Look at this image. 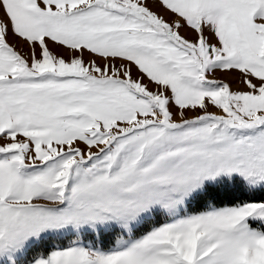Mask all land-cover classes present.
Here are the masks:
<instances>
[{
    "label": "snow or ice",
    "instance_id": "6c2138e0",
    "mask_svg": "<svg viewBox=\"0 0 264 264\" xmlns=\"http://www.w3.org/2000/svg\"><path fill=\"white\" fill-rule=\"evenodd\" d=\"M0 264H264V0H0Z\"/></svg>",
    "mask_w": 264,
    "mask_h": 264
},
{
    "label": "rangeland",
    "instance_id": "374dc122",
    "mask_svg": "<svg viewBox=\"0 0 264 264\" xmlns=\"http://www.w3.org/2000/svg\"><path fill=\"white\" fill-rule=\"evenodd\" d=\"M233 87L235 88V87H236V85L234 84V85H233Z\"/></svg>",
    "mask_w": 264,
    "mask_h": 264
}]
</instances>
